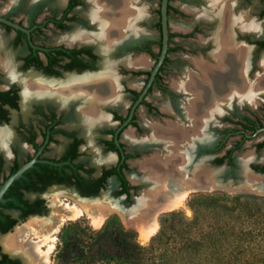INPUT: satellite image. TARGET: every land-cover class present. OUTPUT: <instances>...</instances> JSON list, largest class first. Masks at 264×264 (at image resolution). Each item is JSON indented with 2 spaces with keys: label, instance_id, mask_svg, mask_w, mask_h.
<instances>
[{
  "label": "flooded vegetation",
  "instance_id": "af4514ba",
  "mask_svg": "<svg viewBox=\"0 0 264 264\" xmlns=\"http://www.w3.org/2000/svg\"><path fill=\"white\" fill-rule=\"evenodd\" d=\"M173 1L167 0L165 10L164 57L145 89L161 48L160 0L129 1L127 15L133 19L124 28L118 0L112 4L107 0H0V186L33 161L0 196V238L14 240L9 246L13 250L1 245L11 255L0 248L4 264H42L33 246L36 241L29 235L23 239L25 224L14 226L30 218L36 229L42 227L37 233L53 228V223L44 227L46 222L40 216L44 196L53 198L55 190L68 189L79 200H93L110 183L111 195L124 212L139 204L138 210L150 197L138 189L152 188L148 170L139 165L155 153L164 157L168 152L164 143L150 139L153 127L185 124L190 138L179 144L180 149L192 156L206 155L211 164H225L229 169L234 168L246 142L252 141L255 153L264 149V87L258 85L259 79L264 81V67L260 66L264 32L249 15L237 11V1L233 0V15L243 13L257 26L255 31L233 27L229 34L230 42L246 51L242 79L257 85L249 93L241 90L242 86L236 87L237 93L228 98V80L223 95L211 92L206 98L201 79L207 72L198 64L215 69L212 39L219 30L218 20L211 18L209 6L206 11L205 0H175L201 4L185 10L172 5ZM263 16L264 0H258L256 17ZM171 25L178 29H171ZM178 65L184 67L180 77L167 81ZM186 77L195 85L179 89ZM157 95L166 100L168 108L154 102ZM94 107L97 118L90 113ZM189 107L196 108L197 115L189 116ZM213 107L219 108L213 116L217 119L221 110L232 112L220 118L226 126L216 130L214 139L205 145L203 135H197L211 119H203L205 109ZM174 115L177 118L173 121ZM146 116L151 118L149 123ZM88 121L94 122L93 127L87 126ZM142 129L154 148L148 157H143L145 149L125 143ZM255 159L248 160L249 168L264 175V159ZM187 165H183L185 172ZM132 171L137 181L127 177ZM83 202L89 208L98 203ZM98 205L108 214L114 210ZM22 245L28 249L26 257L19 249Z\"/></svg>",
  "mask_w": 264,
  "mask_h": 264
},
{
  "label": "trees",
  "instance_id": "16d2710c",
  "mask_svg": "<svg viewBox=\"0 0 264 264\" xmlns=\"http://www.w3.org/2000/svg\"><path fill=\"white\" fill-rule=\"evenodd\" d=\"M189 205L190 220L163 215L146 246L122 231L115 218L95 231L64 226L56 264H264V197L214 195Z\"/></svg>",
  "mask_w": 264,
  "mask_h": 264
},
{
  "label": "bare ground",
  "instance_id": "6f19581e",
  "mask_svg": "<svg viewBox=\"0 0 264 264\" xmlns=\"http://www.w3.org/2000/svg\"><path fill=\"white\" fill-rule=\"evenodd\" d=\"M107 1L110 4H112V0H107ZM129 1L131 0H118V3H117V5L119 4L118 7H120V12L122 13L120 17V21H121L120 23H121V27L123 28H124V25L125 27L128 26L129 19L131 20L133 19L132 17L130 18V16L132 15L130 14H129L130 16L127 15L128 7L126 8V6ZM232 1L233 0L231 1L205 0L206 4L212 9V12L210 14V16H212L211 18H216L218 20V25H219V30L215 33V36H213V39H212L216 47L215 50L213 51L214 53L212 57L215 62V69L214 70L210 69L208 65H206L205 63H204L205 65L202 64V66L200 65L201 63L198 64L202 68V70L204 69L205 72H207L206 75H204V77L201 79V81L203 82L202 91L203 93H205L206 98L207 96H209V93L211 92H215L216 94L221 93L223 95L221 91L224 90V88L226 87L225 84H226V81L228 80L231 81V83L227 85L230 88L228 92L229 95L226 94L228 98L230 97L232 93L233 94L234 92L237 93L236 87H238L239 89V87L242 86L243 89L241 90L249 93V91L253 90V88L257 85V83H251V82L248 83L246 82V80L242 79L240 70H245L246 51L241 46H234L235 44H232L229 38L230 30L233 27L237 28L238 30L240 29V30H249V31H255L257 28L254 25V23L247 17V15L243 13H239L238 16L233 15V12H232L233 2ZM132 12H135V11H132ZM122 20H124L123 23H122ZM225 47H228V48H225ZM260 62H261L260 66L264 67V57L262 61ZM189 78L186 77V80L184 79L185 82L180 85L179 89L180 88L191 89V87L195 85L193 84V80ZM242 81H244V83ZM258 81H259L258 85L260 87H264V81L262 79H259ZM226 98H222V99H226ZM222 103H223V100H222ZM217 108L218 107L205 109L204 115L206 114V112H209L212 114V112ZM94 109L95 107L91 109L90 113H93L92 115H94L97 118L98 117L97 112ZM197 111L198 110L196 108L190 107V109L188 110L189 116H191L193 112H195L196 113L195 115H197L198 113ZM91 120L92 119H90V121ZM90 121H88L90 125H87L89 128L93 127L92 124L94 123ZM188 131H189L188 127H183L182 125H179V124L168 125L165 129L161 128V126L153 127L151 130L152 135L150 139L152 138V139L157 140L159 143H164L165 149L168 151L167 153L169 155L176 147L178 148L180 147L179 146L180 143H183L189 140L190 132ZM168 155L166 157L165 156L162 157L161 154L155 153L151 158L144 160L141 163V165H139L141 166L140 168H142L143 171L146 169L148 170L147 171L148 176H150V179H152L150 181L148 178V180L151 182L153 191L152 192L150 191L149 199L146 198V201L141 203L140 205L141 210L137 213L138 215H135V216L131 215L132 217L128 216L129 218L124 219V222L127 225L133 227L138 232L139 238L144 241H146L155 232V229H156V223L154 222L155 215L157 213H160L161 211L168 210V209L175 207L179 203V198H181V196L183 197V195H185V193L187 192L186 187H189L188 185L190 182L188 181L184 182L186 179L182 181V179L180 178L178 174L180 170H177V169H180V167L177 166L175 157L171 153V157L173 156L172 157L173 159L169 160ZM147 167H149V169ZM197 171L198 170H196V172ZM81 204L84 207L83 209L84 213L88 216V218L90 219L91 225L93 226H96V227L100 226L102 221L108 216L107 215L108 213L105 211V209H103L102 206H101V209H99L98 204L94 205V206H97L98 208L97 207L89 208L88 207L89 204H86L85 202L83 203L81 202ZM149 209H151L152 211L149 212ZM62 212L66 219H73L74 217L77 216V214H82L79 210H77L74 207H70V206L68 208H63ZM63 219L64 218L60 217L57 221V224H61L63 222ZM30 222L32 223V221ZM36 223L39 224V221H36ZM53 228L47 229L45 233L41 235L38 241L33 243L36 253L40 255L43 259L42 264H49L48 255L51 253L53 249V243H54V238L51 235ZM34 229H35L34 226H31V230H28L29 238L30 236H37L38 233L34 232L33 231ZM37 229L41 230L42 227L39 225ZM54 230H57V228L55 227ZM47 240H49L51 243L47 245L46 251L42 253L40 252V247L46 245ZM0 242L4 245V247L10 248L13 250V248L9 247L10 245L14 244L13 243L14 240L10 236L1 237ZM19 249L25 253V257H26V253H28L27 247L22 245L20 246ZM20 250L18 251L20 252ZM28 255L29 254H27V256ZM29 257L27 258L31 259Z\"/></svg>",
  "mask_w": 264,
  "mask_h": 264
},
{
  "label": "rangeland",
  "instance_id": "374dc122",
  "mask_svg": "<svg viewBox=\"0 0 264 264\" xmlns=\"http://www.w3.org/2000/svg\"><path fill=\"white\" fill-rule=\"evenodd\" d=\"M228 1H231V0H228ZM237 2V11H241V12H245L247 15H249V17H251L252 19H254V23L258 26V29H260V31H263L264 32V16L262 18H257L256 17V12H257V8H258V0H250L249 2L247 3H240L239 0H236ZM172 5L174 6H177L179 7L181 10H185L186 6H201V4H199L198 2H195V3H191V2H182V1H173L171 2ZM207 5V4H206ZM206 11H209V8H208V5H207V8H206ZM254 24V25H255ZM255 25V26H256ZM256 26V28H257ZM171 29L173 30H177L178 28L175 26V25H171ZM179 68L177 69H172V74L170 75H167L166 79L167 81H171V80H176V78H179L180 77V72L181 70L184 68L182 65H178ZM154 102L156 104H159L161 105L162 107H165V108H168L166 106V100L162 97H159L157 95L156 99L154 100ZM190 109L187 108V113H188V110ZM219 110V108L215 109L212 114L209 113V112H206L205 114V118L203 119H206L208 120L207 123L205 124V127L203 129H201V132L200 134L197 135V138H199L200 136L203 135V139H204V144L207 145L208 142H211V140L214 139V135H215V132L216 130L218 129H222L223 127L226 126V124H223L222 121L220 120V118H222V116L224 115H230L231 114V110H221V114L222 116L217 119L215 117H213ZM217 111V112H216ZM240 112V111H238ZM196 114L195 112H193L191 114L194 115ZM209 114V115H208ZM189 115V113H188ZM207 116V117H206ZM146 118V121L149 123L150 120L148 119H151L150 117H145ZM177 118L176 115H174V118L172 119L174 121V119ZM208 118V119H207ZM171 120V121H172ZM264 122V120H263ZM178 123V122H177ZM155 124H158V123H155ZM180 124V123H178ZM171 125V124H169ZM172 125H176L175 124H172ZM182 126H186L185 124H182ZM190 130V129H189ZM202 134V135H201ZM145 137L147 138V133L145 132L144 129H142L141 133L139 134H136L134 133L132 135V139L131 140H128V142L125 141V143L127 145H130L131 148H137V149H145L144 151V154H147V155H143V157H148L149 155L152 154V152L154 151V148H151L152 145L150 144L149 141H147L145 139ZM146 140V141H145ZM231 141H229V143H227V145L230 144ZM146 145H149V146H146ZM150 149V151H149ZM179 150V151H178ZM149 151V152H148ZM178 152V153H177ZM172 155L175 157L176 159V163L179 167H181L180 169H177V170H180V172L178 173L180 175V178L183 179V175H184V169H183V165L187 164L189 162V160H191V162L195 163L196 161H198L199 159H205L207 158L208 156H203V157H199L197 155L195 156H192L193 153H190V151H186L182 149H180V147H176L172 152ZM171 153L168 155V153L166 154V156L168 155L169 156V160H172L173 156L171 157ZM174 153V154H173ZM177 153V154H176ZM190 155L192 156L191 158L190 157H187V155ZM165 156V157H166ZM238 156L242 159V157H246L244 158L245 160H249L251 159V157L253 158L254 156L256 157L255 160L257 161H261L264 159V149H262L261 151H259L258 153H255L253 151V143L252 141H249V142H246L244 145H243V148L241 149V152L238 154ZM90 158V156H89ZM151 158V157H150ZM187 158H188V161H187ZM210 158V157H209ZM210 163V161H208ZM132 170H135L132 168ZM127 177L133 181H137V176H136V173L134 171H132L131 173H129L127 175ZM185 177V176H184ZM162 182V181H161ZM146 191L148 194L150 193V191L152 192V188L151 187H141L140 189H138V192L142 193ZM149 191V192H148ZM111 192H112V185L110 183H107L105 185V188L102 192H100L95 198H93V200H79L77 198V195L71 191V190H68V189H58V190H55L54 191V195H53V198L50 197V198H45V207H44V212L43 214L40 216L42 221H45V226L44 227H48L50 224L54 223L55 227L57 228V230H54L55 227L52 229V237L54 238V243H53V249L51 251V253L48 255V263L49 264H56V260H55V251H56V246L59 244V235H60V231L61 229L64 227V226H68L69 224H79L80 227L84 230V232H88L89 230L90 231H95V230H98L100 229V227L103 225V223L106 221V219L108 218H115L119 224H120V227L122 229V231L126 232V233H129L131 234L132 236V239L140 246H146L150 240V238L152 236H154L156 234V232L158 231L159 229V220L160 218L163 216V215H166V214H169V213H176L178 215V219H182V220H190L193 216V213L191 211V208H190V201L192 199H196L197 200L199 198H204L206 199L207 197H211V196H227V197H232V196H238V195H233V194H227L225 192H220V191H212V192H198V193H188V190L187 192L185 193V195H183V197L181 196V198H179V203L171 208V209H168V210H164V211H161L160 213H157L154 217V222L156 223V229H155V232L146 240H141L139 238V235H138V232L131 226L127 225L125 222H124V219L126 218H129L131 215H138L137 211H139L141 208H139L138 210H136V208L139 207V204L137 205V207L135 209H132L131 207H128L126 208L125 212L120 208V205L119 202H118V199L115 198L114 196L111 195ZM240 195H247V194H240ZM249 196H255V197H264V196H256V195H249ZM180 197V196H179ZM82 201H97L98 203L102 204V205H106L108 207H110L111 209H114V210H111L110 214H108V216L102 221V223L100 224V226L96 227V226H93L91 225V222H90V219L88 218V216L84 213V207L83 205L81 204ZM97 203V204H98ZM74 207L76 208L77 210H79L82 214H77L76 217H74L73 219H66L64 214H63V208H68V207ZM97 207V206H95ZM103 207V206H102ZM98 208V207H97ZM101 208V205H99V209ZM107 209V208H106ZM199 211H197L198 213ZM136 213V214H134ZM147 213V211H146ZM126 216V217H125ZM129 216V217H128ZM62 217L64 218L63 219V222L61 224H57V221L58 219ZM33 219H30L28 218L27 220H25L24 222H22L21 224H16L14 226V229L16 227H19V226H22L24 225V237L23 239H26V237L28 238V235L29 232L28 230H31V226H34L35 228V225L33 223H31L30 221H32ZM39 220V221H40ZM152 221V222H153ZM31 223V224H30ZM12 232L11 233H14L13 229L11 230ZM35 232H37V229L35 228L34 229ZM44 232H39L37 234V236H30V240L31 241H37L38 238L41 237V235H43ZM27 235V236H25ZM51 242L49 240H47L46 242V245L40 247V252L44 253L46 251V248H47V245H49ZM3 245L2 243H0V248H1V251L6 253L7 255L11 256L9 252H6V247H3L5 248V250H3L2 246ZM24 264V263H22Z\"/></svg>",
  "mask_w": 264,
  "mask_h": 264
},
{
  "label": "water",
  "instance_id": "95a60500",
  "mask_svg": "<svg viewBox=\"0 0 264 264\" xmlns=\"http://www.w3.org/2000/svg\"><path fill=\"white\" fill-rule=\"evenodd\" d=\"M166 4L167 0H160L159 15L162 37L161 48L157 58V62L150 73V77L145 86V89L148 87L150 80L159 67L166 49ZM140 97L138 98V100L140 99ZM208 161H210L209 157L205 159H199L195 163H191V161L189 160L187 165L188 167H185L186 172H184L185 179L190 182L188 185L189 187H186L188 193L220 191L233 195L247 194L264 196V175L251 170L248 166V160L244 161L241 158L236 157L233 169H229L225 164L213 165ZM32 162L33 161L23 165L14 175L8 178L0 186V196L5 188L11 183V181L16 179L26 168L30 167ZM195 170L198 171L194 173Z\"/></svg>",
  "mask_w": 264,
  "mask_h": 264
}]
</instances>
